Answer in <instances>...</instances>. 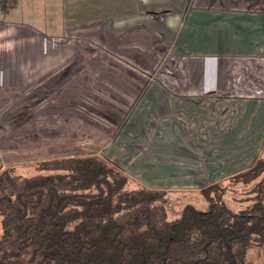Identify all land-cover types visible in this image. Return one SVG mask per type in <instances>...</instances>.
I'll return each mask as SVG.
<instances>
[{
	"label": "crops",
	"instance_id": "0c3cea01",
	"mask_svg": "<svg viewBox=\"0 0 264 264\" xmlns=\"http://www.w3.org/2000/svg\"><path fill=\"white\" fill-rule=\"evenodd\" d=\"M0 24L10 26L7 38L0 39L8 42L6 49L0 47L1 96L13 102L20 97L13 92L33 89L36 68L49 89L42 121L0 135L3 166L25 162L30 151L41 150L30 145L31 137L73 139L82 148L96 137L92 116L100 111L117 127L95 153L117 157L140 182L170 187L182 168L189 184L201 187L247 167L209 150L210 133L200 120L202 105L215 96L227 102L222 108L227 112L231 106L249 105V112L257 104L264 107V0H0ZM83 26L87 33H74ZM162 39L173 51L172 69H160L148 80L160 63L154 42ZM84 42L105 43L104 65L71 66L83 52L87 56ZM67 67L75 74L85 70L90 78L63 86L64 77L54 76ZM182 104L189 143L181 138ZM45 151L41 157L55 156L58 149ZM178 154L186 157L173 162Z\"/></svg>",
	"mask_w": 264,
	"mask_h": 264
},
{
	"label": "trees",
	"instance_id": "16d2710c",
	"mask_svg": "<svg viewBox=\"0 0 264 264\" xmlns=\"http://www.w3.org/2000/svg\"><path fill=\"white\" fill-rule=\"evenodd\" d=\"M29 162L27 174L0 167V264H248V246L264 243V197L244 209L226 197L179 209L174 189L140 182L109 154ZM263 162L264 148L223 180Z\"/></svg>",
	"mask_w": 264,
	"mask_h": 264
},
{
	"label": "rangeland",
	"instance_id": "374dc122",
	"mask_svg": "<svg viewBox=\"0 0 264 264\" xmlns=\"http://www.w3.org/2000/svg\"><path fill=\"white\" fill-rule=\"evenodd\" d=\"M9 28L10 26L6 27L3 24H0L1 40L7 38V36L5 35L8 34L7 31H9ZM87 32V26H83L82 30H77L74 33ZM0 44H2V46L0 45L1 49L4 50L7 48L6 46L8 45V42L1 41ZM84 44L85 48L87 47V56H85L83 52L82 57H75V59H73L70 63L71 66H73L74 63L75 65L82 64V67L88 65L90 66L92 61H94L93 64H97L98 67L104 65L106 56L105 43H98V48L93 47L90 42H84L83 46ZM167 44L168 43L163 41V39L154 42L155 49H153L152 51L155 52L156 55L160 58V63L158 64L156 70L148 75V80L156 79V77L159 76L158 72L160 71V69L163 72H166L167 70L170 71V69H172V62L174 60L171 59V57H173L174 54L173 51H170L167 48ZM41 66L42 64L40 63L39 68ZM72 70L73 67H67L65 74L57 73L54 77L59 76L61 79L62 77H64V82L60 80V83H62L61 85L63 86H71L72 84H70V82L75 80V78H90L91 74H86L85 70H82V72L79 74L73 73ZM38 71L39 70L37 68L34 69V74H31L30 77L33 81L32 83H37L33 87V89H29V91L26 90L24 93L21 91L13 92L14 95H16L17 93L18 95H20V97L14 98L13 102L9 101L10 97H8V95L3 94L1 96L0 94L1 136L18 134V132H20V130L18 129L20 126L23 125V127H25V123L27 122L31 125H34L35 121H42V115L46 114L45 107L43 105H47L48 103L46 95L47 93H49V89L45 88V86L42 84L43 74ZM162 76L164 78L166 77L165 75ZM84 80L86 79H83V81ZM58 91L59 85H55V94H57ZM215 97H217V100L210 101L209 104L204 103V105H202L204 109L202 114L205 115L201 118L200 122L202 124L203 130H207V132L210 133V135L206 139V145L210 147L209 150H212L213 152L218 151V155L223 156V158L221 159L224 160L222 161L228 162V160H231L235 162L238 160L242 165L249 166L254 158L259 155L264 148V115H261L264 111V107L262 108V105L257 104L253 106L251 108V111L249 112V105L236 106L234 109H232L233 106H231L230 109L232 111L227 112L226 110L223 111V107L227 102L224 103L222 99H219V96ZM4 99L7 100V103L5 105ZM246 111L247 114H244V112ZM99 112L96 116H92V121H94L93 126H95L96 128L95 132H92L96 136L94 137V139H92V141H85L81 148L77 145H74L75 141L73 139H64L61 140L60 143L57 139L44 141H39L38 139H36L34 141L31 137L30 145L37 147V145L39 144V146H42L40 148L41 150L38 149L34 152L30 151V154L25 155V162L16 164L17 170L22 174L34 172L35 165H33L32 162L29 161H31L32 158H39L41 156H44L46 152L45 150L47 148H50V150L58 149V151L55 152L57 155H61V151L66 152L63 155L81 152L95 153V151H103L104 146L106 145V142L108 140L107 137H110L112 133L116 131L115 129L117 127V123L113 125L111 124L109 119L107 120V118L109 117V113L106 112L100 115ZM177 115L179 125L181 126V130L183 133L181 134V138L183 140L185 139V141L189 143V117H186L184 104L178 107ZM218 141L220 145L217 144ZM184 157L186 156L178 154L176 157H174L175 159H173V162L178 163ZM152 158L154 159V162H156L158 159L157 156H152ZM2 166L3 163L0 153V167ZM4 166H8V164ZM233 173L228 174L232 175ZM228 174L226 176H228ZM178 175L179 179L177 178L175 180H172V183L170 184L171 186L167 185L174 189V192L171 194V196L176 203L175 208L180 209L182 208L183 204L186 205L189 204V202H193L194 204L200 206L202 201L205 200V197H213L214 199H217L219 197H226L233 208L244 209L248 206H253L258 198L264 197V190H262L264 189V162L258 165L255 164L253 168H250L240 175L231 177L227 180H223L222 182L215 184L203 191H198L200 188L198 187V185L194 186L189 184V172H186V170L179 168ZM1 233L2 228L0 223V235ZM247 263L264 264V243L253 242L248 246Z\"/></svg>",
	"mask_w": 264,
	"mask_h": 264
}]
</instances>
